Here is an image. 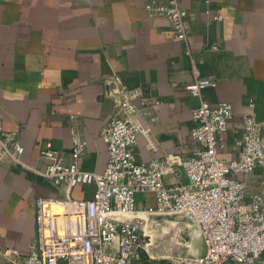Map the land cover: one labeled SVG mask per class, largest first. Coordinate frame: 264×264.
<instances>
[{"label": "crops", "instance_id": "0c3cea01", "mask_svg": "<svg viewBox=\"0 0 264 264\" xmlns=\"http://www.w3.org/2000/svg\"><path fill=\"white\" fill-rule=\"evenodd\" d=\"M147 1L0 0V127L17 133L24 164L41 167L39 150L47 141L68 157L75 134L85 144L80 168L104 170L107 148L100 130L114 105L104 81L112 74L137 94L139 107L146 100L135 116L145 129L136 136L138 160L195 151L191 112L198 99L184 89L193 78L190 63L169 21L146 12ZM179 1L187 11L199 75L213 81L203 99L233 106L217 155L239 159L236 141L249 98L256 119L264 122V0ZM237 177L245 201L256 193L264 197L262 168ZM164 181L188 182L181 172L167 173ZM93 190L92 184L77 185L70 194L88 199ZM40 196L60 192L29 169L0 160V246L27 251ZM136 203L154 205L151 195H136Z\"/></svg>", "mask_w": 264, "mask_h": 264}, {"label": "built area", "instance_id": "2783aa9c", "mask_svg": "<svg viewBox=\"0 0 264 264\" xmlns=\"http://www.w3.org/2000/svg\"><path fill=\"white\" fill-rule=\"evenodd\" d=\"M144 7L149 15L169 21L173 39L183 44L190 63L193 78L184 89L198 99L191 112L195 151L187 157L167 152L159 159L138 160L136 136L145 129L135 116L146 100L140 99L139 107L137 94L117 74L104 81L106 97L114 105L100 130L107 148L102 172L80 168L85 144L75 134L68 157L47 141L39 150L41 167L27 166L21 160L24 147L17 133L0 127V160L29 169L60 192L34 200L33 240L25 252L0 246V264H151L152 223L161 216L182 214L198 226L206 252L181 264H264V197L256 193L245 201L244 184L237 177L258 167L264 175V122L256 119L254 100L246 103L243 131L236 141L241 157L219 158L221 134L227 130L233 106L225 101L211 105L202 97L213 81L199 75L187 11L179 0H148ZM173 172H181L188 182L166 184L164 176ZM84 184L94 186L92 196L72 197L71 189ZM136 195H151L154 205L138 208Z\"/></svg>", "mask_w": 264, "mask_h": 264}, {"label": "rangeland", "instance_id": "374dc122", "mask_svg": "<svg viewBox=\"0 0 264 264\" xmlns=\"http://www.w3.org/2000/svg\"><path fill=\"white\" fill-rule=\"evenodd\" d=\"M149 231L151 264H181L185 258L202 251L199 229L189 215L161 216Z\"/></svg>", "mask_w": 264, "mask_h": 264}, {"label": "water", "instance_id": "95a60500", "mask_svg": "<svg viewBox=\"0 0 264 264\" xmlns=\"http://www.w3.org/2000/svg\"><path fill=\"white\" fill-rule=\"evenodd\" d=\"M199 232H200V230H199ZM200 235H201V232H200ZM201 243H202V251L199 252V253H197V254H195V255H193V256H203L205 254V252H206V246H205V242H204V239H203L202 235H201Z\"/></svg>", "mask_w": 264, "mask_h": 264}]
</instances>
